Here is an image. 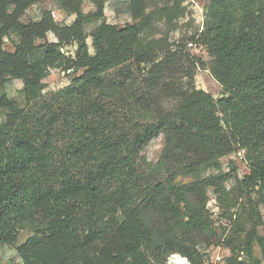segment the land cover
Returning <instances> with one entry per match:
<instances>
[{
	"label": "trees",
	"instance_id": "1",
	"mask_svg": "<svg viewBox=\"0 0 264 264\" xmlns=\"http://www.w3.org/2000/svg\"><path fill=\"white\" fill-rule=\"evenodd\" d=\"M39 1L0 0V88L8 77L20 80L24 98L20 107L0 95V247L30 227L16 248L23 264H164L171 253L203 264L196 240L217 245L225 228L209 218L200 183L177 186L174 179L219 169L222 158L243 150L249 173L234 177V188L224 186L234 168L206 186H215L227 208L229 194L245 199L251 226L238 218L223 242L233 256L251 257L257 246L253 264H264V0H209L197 39L221 87L218 98L194 87L198 60L181 49L158 53L143 37L147 0H131L138 23L96 27L93 54L83 25L103 17L107 0H89L96 10L87 16L81 0H55L75 14L69 26L48 12L37 22L20 20ZM47 32L57 42L36 45ZM11 34L13 52L2 45ZM70 45L71 57L62 53ZM52 68L72 70V79L45 99ZM160 134L154 176L142 152ZM192 196L196 205L187 203ZM153 214L163 230L147 226Z\"/></svg>",
	"mask_w": 264,
	"mask_h": 264
},
{
	"label": "rangeland",
	"instance_id": "2",
	"mask_svg": "<svg viewBox=\"0 0 264 264\" xmlns=\"http://www.w3.org/2000/svg\"><path fill=\"white\" fill-rule=\"evenodd\" d=\"M81 1L82 13L85 16L95 12L96 9L93 3L89 0ZM130 3L131 0H107L104 4L103 17L85 22L83 25V32L87 37L86 43L90 54H93V49L91 47V32L102 22L116 25L120 28L124 27L126 24L138 23L137 20H133L132 18ZM208 6L209 0H147L146 12L148 14V19L146 20V24H144L142 33L143 37L150 45L155 47L158 53L161 48L163 50L181 49V52H186L190 57L198 60L192 71V82L194 87L209 93L213 98H218L221 93V87L209 72L208 65L210 63V57L207 54L206 47L197 39L205 28V13L208 11ZM45 12H48L53 21L60 26H69L75 20V14L62 9L55 0H41L33 4L20 17V20L25 23L30 21L37 22ZM169 15L171 16L168 17ZM17 41V38L11 34L9 37L2 40L3 49L13 52L12 43ZM50 42H57V38L52 32H47L45 39L35 41L36 45ZM74 51L75 45H70L62 49V53L65 54L68 52V56L70 57L73 55ZM177 71L180 72V70L176 69L172 73L174 74ZM71 72H64L58 68L49 69L48 75L43 81V98H50L53 93L68 85L72 79ZM79 74L80 72L77 75ZM186 80L185 78L184 81ZM22 88V81L8 77L0 88V95L6 96L8 99L13 100L18 106L22 107L24 105ZM162 104L164 107H170L172 105L165 100L162 101ZM4 117L5 112L0 109V123L3 122ZM163 144L164 137L160 134L158 137L151 140L144 148L142 154L146 157V161L150 165L146 168V173L152 171L153 175L156 176V172L154 171L157 169L156 164L159 161ZM219 163L221 166L219 169L200 167L195 173L184 172L177 175L174 179V184L177 186L196 182L200 183L205 194L206 199L204 205L205 209L208 211L209 218L214 222L215 226L221 225L225 228L221 242L217 245L206 246V242L203 241V236L196 240V249L202 255V261H204V257L208 250L210 254H212L216 252L219 246L222 249L227 248L223 242L224 238L230 236L232 232L237 230L234 228V225L238 218H240V223L246 224L244 226L245 229H249L251 226V222L248 221L245 212L241 209V205L245 203V199H236L233 194H229L227 208L223 202L219 201L215 186H206L208 178L228 173L230 169L234 168L235 170L230 176L231 178L224 182L226 190H231L235 187L234 177L242 179L244 175L249 173L248 164L242 157L234 156V154L222 158ZM197 198L198 197L194 198L193 196L187 198L188 205H196L197 202L194 201V199L197 200ZM212 200H214V202H212ZM181 207H183V205H181ZM224 213H231V219H225V215L223 216ZM161 219L162 218H158L153 214L149 215L145 221L147 226H150L152 230L156 228L163 230L165 228V222ZM184 221H186V218H184ZM258 231L259 234H263L261 228H259ZM31 235V228L27 227L21 231L18 240L14 244L0 247V264H23L16 248ZM230 253L231 256L227 259L228 264H239L240 262L244 264H253L252 259H260L259 249L255 245L253 246L251 257L244 254L241 256H233L232 251ZM232 257H235V259L231 262Z\"/></svg>",
	"mask_w": 264,
	"mask_h": 264
},
{
	"label": "built area",
	"instance_id": "3",
	"mask_svg": "<svg viewBox=\"0 0 264 264\" xmlns=\"http://www.w3.org/2000/svg\"><path fill=\"white\" fill-rule=\"evenodd\" d=\"M244 151H238L234 156L242 157L243 158ZM214 202V200H212ZM212 248V247H211ZM230 248L222 249L220 246L217 247L216 252L210 254L208 250L204 257L203 264H228L227 259L231 256ZM243 253L240 252L239 255L241 256ZM164 264H190L187 257L179 254V253H171L167 256Z\"/></svg>",
	"mask_w": 264,
	"mask_h": 264
},
{
	"label": "water",
	"instance_id": "4",
	"mask_svg": "<svg viewBox=\"0 0 264 264\" xmlns=\"http://www.w3.org/2000/svg\"><path fill=\"white\" fill-rule=\"evenodd\" d=\"M71 72V70L69 71V73Z\"/></svg>",
	"mask_w": 264,
	"mask_h": 264
}]
</instances>
